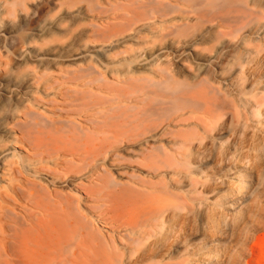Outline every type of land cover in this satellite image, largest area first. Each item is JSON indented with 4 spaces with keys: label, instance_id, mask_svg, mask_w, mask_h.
Masks as SVG:
<instances>
[{
    "label": "rangeland",
    "instance_id": "obj_1",
    "mask_svg": "<svg viewBox=\"0 0 264 264\" xmlns=\"http://www.w3.org/2000/svg\"><path fill=\"white\" fill-rule=\"evenodd\" d=\"M88 2L93 13L86 10ZM126 4L26 0L14 17L1 18L0 55L8 65L0 71L1 118L14 119L36 91L24 87L33 71L52 72L51 87H57L68 77L57 82L64 76L58 68L70 71L94 57L90 50L97 43L88 36L90 24L119 22L112 14H123L120 7ZM129 8L137 9L141 21L135 29L146 38L119 43L116 52L121 46L133 48L128 57L97 60L106 71L145 72L139 61L162 58L171 82L143 79L132 85L134 90L113 86L125 91L126 99L138 96L145 105H157L161 113L155 123L165 124L168 97L188 98L193 113L170 129L173 135L160 138L165 146L185 143L175 148L176 160L161 158L163 167L153 174L141 170L157 188L139 211L153 210L160 217L151 238L123 252L124 264H258V253L264 256L259 247L264 240V0H136ZM5 89L19 93L4 96ZM53 93L43 92L47 101L35 105L37 114L50 107ZM8 141L0 134V153L12 147ZM169 163L172 168H165ZM100 203L103 215L115 217L109 214L113 204Z\"/></svg>",
    "mask_w": 264,
    "mask_h": 264
},
{
    "label": "bare ground",
    "instance_id": "obj_2",
    "mask_svg": "<svg viewBox=\"0 0 264 264\" xmlns=\"http://www.w3.org/2000/svg\"><path fill=\"white\" fill-rule=\"evenodd\" d=\"M25 1L0 0V19L14 17ZM126 2L120 7L123 14H112L119 22L90 24L88 36L97 43L90 50L94 57L82 59L70 71L58 68L64 76L56 81L68 76L65 83L51 87L52 72L33 71L24 87L35 86L36 91L16 110L17 116L5 121L0 110V134L7 135V145L12 146L0 153V264H124L123 252L131 253L155 234L160 214L139 211L138 206L154 194L157 183L141 170L153 174L163 167L161 158L176 160L175 148L185 143L165 146L160 138L173 135L170 129L193 111L188 98L168 97V117L164 125L158 124L157 105H145L129 91L132 98L126 99L125 91L117 87L134 90L132 85L143 79L171 82L162 58L139 61L140 67L147 66L145 72L106 71L97 60L128 57L133 48L121 46L116 52L119 43L128 37L146 38L135 29L141 21L137 9L129 8L136 0ZM86 10L93 13V3L88 2ZM7 66L0 55L1 73ZM49 89L54 91L48 99L51 105L37 114L33 109ZM18 93L3 90L4 96ZM105 200L113 204L109 214L115 217L99 211L98 204ZM122 212L125 217L119 216ZM259 247H264V240ZM257 256L261 264L264 256L260 252Z\"/></svg>",
    "mask_w": 264,
    "mask_h": 264
}]
</instances>
